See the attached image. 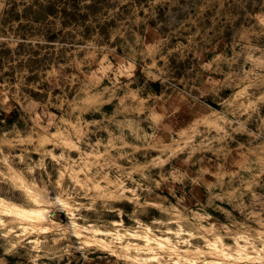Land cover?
<instances>
[{
	"label": "rangeland",
	"instance_id": "1",
	"mask_svg": "<svg viewBox=\"0 0 264 264\" xmlns=\"http://www.w3.org/2000/svg\"><path fill=\"white\" fill-rule=\"evenodd\" d=\"M88 160L95 179L119 177L137 200L77 185L71 167ZM9 165L70 194L80 222L110 228L119 207L127 226L164 229L170 215L154 202L177 206L196 233L214 225L230 245L240 232L264 241V0H0V169ZM11 186L0 174V193L26 203ZM10 227L0 224V264H137L55 232L12 247Z\"/></svg>",
	"mask_w": 264,
	"mask_h": 264
},
{
	"label": "bare ground",
	"instance_id": "2",
	"mask_svg": "<svg viewBox=\"0 0 264 264\" xmlns=\"http://www.w3.org/2000/svg\"><path fill=\"white\" fill-rule=\"evenodd\" d=\"M104 105L107 106L108 102ZM75 130H77L76 126ZM52 135L60 140L63 147L71 150L78 148L69 132L57 130ZM49 138L50 136L44 134L39 137V140L43 144ZM168 146L171 145H165V147ZM51 155L54 157L55 153ZM101 155V152H92L88 156L97 160ZM92 165L94 163L88 160L77 168L71 167L72 180L77 185L94 190L96 196L108 198L112 202L128 204L135 201L136 197L132 196L136 195L135 189L128 187L123 179L113 178L109 174L95 179L96 172H92ZM9 170L4 172L0 169V174H3L11 183V187L20 191L27 200L26 203L19 202L0 193V224L4 226L11 224L10 228H6L5 236L9 238V245L12 247L19 241L29 239L33 232L37 234L55 232L56 242L68 240L70 241L68 246H70L73 238L77 237L85 244L97 245L102 247L101 249L116 252L137 264H242L244 260L264 262L263 238L252 240L249 235L240 232L233 236L234 244L230 245L226 243L223 234L218 232L214 225L211 227L202 225L196 233L192 227H187L185 224L189 217L175 205H172L173 210L170 211L158 203H151L152 207L159 208L162 213L170 215V221L164 222L166 224L164 229L156 230L137 217L138 226H127L122 208L119 207L113 208V211H118L119 219L113 220L110 228L106 226L103 228L97 223L80 222L70 201V194H52L47 184L28 179L22 171L10 165ZM63 175L64 172L60 171V177ZM57 209L67 211L66 222L56 219L53 212ZM171 221L175 222L176 226H171ZM209 234L213 236L210 237ZM196 237L201 238L204 245H195L191 242ZM29 242L34 249L41 248L40 236ZM165 255L169 258H164Z\"/></svg>",
	"mask_w": 264,
	"mask_h": 264
}]
</instances>
